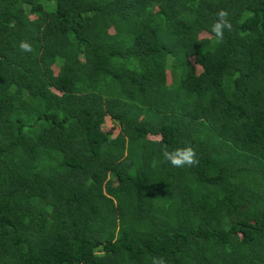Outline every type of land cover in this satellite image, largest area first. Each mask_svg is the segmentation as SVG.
<instances>
[{"label": "trees", "instance_id": "trees-1", "mask_svg": "<svg viewBox=\"0 0 264 264\" xmlns=\"http://www.w3.org/2000/svg\"><path fill=\"white\" fill-rule=\"evenodd\" d=\"M154 256L264 264V0H0V264Z\"/></svg>", "mask_w": 264, "mask_h": 264}, {"label": "clouds", "instance_id": "clouds-1", "mask_svg": "<svg viewBox=\"0 0 264 264\" xmlns=\"http://www.w3.org/2000/svg\"><path fill=\"white\" fill-rule=\"evenodd\" d=\"M228 17L229 13L227 10L220 9L216 13V18L211 25V35L214 37L217 44L223 43L226 30H232L233 25ZM19 47L24 52L33 51L32 45L27 41H21ZM162 154L164 160L176 168L195 166L199 163L197 152L190 144L175 148L171 151L168 150L167 145H164ZM151 264H167V261L163 256H154L152 257Z\"/></svg>", "mask_w": 264, "mask_h": 264}, {"label": "rangeland", "instance_id": "rangeland-1", "mask_svg": "<svg viewBox=\"0 0 264 264\" xmlns=\"http://www.w3.org/2000/svg\"><path fill=\"white\" fill-rule=\"evenodd\" d=\"M51 69H52V71H53L54 74L57 73V68L56 67L52 66ZM196 70L199 71V68L196 67ZM167 82H169V76H168V74H167ZM102 130L103 131H107V132L108 131L111 132L112 136L115 135L116 134V131H117L115 128L112 127V123L109 122L107 119L104 120V123H103V126H102ZM53 216H54V213L51 212L50 215H49V217L52 218ZM236 219H238V216L230 217V220L231 221H235Z\"/></svg>", "mask_w": 264, "mask_h": 264}]
</instances>
